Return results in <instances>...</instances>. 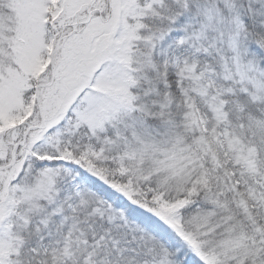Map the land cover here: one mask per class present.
Listing matches in <instances>:
<instances>
[{"label":"snow or ice","instance_id":"snow-or-ice-1","mask_svg":"<svg viewBox=\"0 0 264 264\" xmlns=\"http://www.w3.org/2000/svg\"><path fill=\"white\" fill-rule=\"evenodd\" d=\"M0 264H264V0H0Z\"/></svg>","mask_w":264,"mask_h":264}]
</instances>
